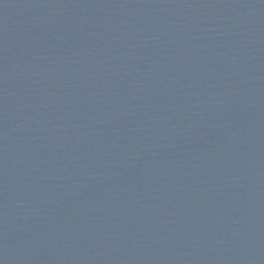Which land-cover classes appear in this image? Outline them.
Returning <instances> with one entry per match:
<instances>
[{
  "label": "water",
  "instance_id": "95a60500",
  "mask_svg": "<svg viewBox=\"0 0 264 264\" xmlns=\"http://www.w3.org/2000/svg\"><path fill=\"white\" fill-rule=\"evenodd\" d=\"M0 264H264V0H0Z\"/></svg>",
  "mask_w": 264,
  "mask_h": 264
}]
</instances>
